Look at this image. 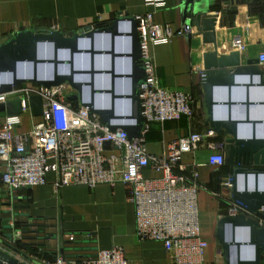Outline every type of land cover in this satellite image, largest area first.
<instances>
[{
    "label": "crops",
    "instance_id": "obj_1",
    "mask_svg": "<svg viewBox=\"0 0 264 264\" xmlns=\"http://www.w3.org/2000/svg\"><path fill=\"white\" fill-rule=\"evenodd\" d=\"M146 12H151L156 22L170 24L173 28L191 24L190 34L174 37L167 44L150 46V53L160 85L191 93L195 98L192 118L182 116L176 120L150 125L146 137L147 150L152 154H163L167 144L174 139L191 132L202 135L198 150L183 154L181 163L188 170H195L196 180L200 185L198 220L201 236L208 243L205 264H225L216 231L218 220L228 214L232 207L231 189L222 186L220 181V175L227 167H214L207 162L211 153H221L227 159L229 149L225 140L230 136L224 130L213 131L205 124L208 114L202 76L205 71L220 67L221 61L225 65L231 64L238 52L231 46V40L236 34L243 37L246 47L239 53V61L243 63L249 58L257 59L259 53L264 51V14L253 12L250 5L244 2H240L235 9H227L223 0H165V6L160 8L146 6L144 0H0V43L23 29L32 30L45 26L73 34L89 24L110 22L119 13L135 17ZM120 31L123 34L117 40L115 51L127 54L130 43L125 33L129 31V24L122 23ZM85 46L86 43L82 41L81 47ZM94 47L108 50L109 39L102 35L96 37ZM51 55L46 45L40 47L39 58H49ZM108 57L96 55L94 67L109 69ZM58 58L59 73H69L68 51L59 50ZM90 65L89 56L75 55L73 58L75 70H88ZM256 66L264 76V64L257 63ZM115 71L122 76L130 72L125 57L118 59ZM52 73V67L43 64L37 67L36 77L49 79ZM18 74L25 79L32 78L33 69L22 65ZM94 77L96 89L103 91L110 88L109 75L95 74ZM125 79L123 77L115 85L117 93L125 94ZM74 81L89 83L90 75L74 74ZM235 82L237 85L230 90L221 87L214 89L213 99L217 104L213 109V118L218 121L230 118L237 122L239 138L251 139L253 132L256 138H264L263 122L256 123L254 129L251 124L241 122L246 117L253 121L263 120L264 108L258 103L264 98L263 88L257 85L246 87L245 84L250 82L248 76H237ZM252 82L256 84L258 78L253 77ZM24 85L38 86L32 82ZM86 88L82 93L84 99L90 97L89 87ZM59 93L66 99L77 91L69 82H65L59 84ZM95 96L98 100L102 99V102H97L98 106L110 107L109 93L98 92ZM246 99L251 102L248 107L243 104ZM228 101L232 104L224 105ZM115 110L118 114L126 113L124 101H118ZM24 115L18 132H27L31 128L30 117L28 114ZM5 116L0 113V122ZM143 174L145 177L159 176L158 172L150 168H146ZM186 174L189 175L190 172ZM54 180L55 174L48 172L45 184L12 192L7 191L0 183V217H12L19 222L17 227L21 230L24 243L35 246L38 251L61 254L66 259L90 257L100 249L118 245L123 248L128 264H170L160 242L137 239L134 205L127 199L122 183L118 182L113 186L99 184L94 188L70 185L55 191ZM243 186L242 183L241 187ZM251 187L253 188V183ZM5 195L15 198L7 200ZM9 201L11 205H3ZM8 209L11 210L10 213H1ZM1 223L11 224L6 221ZM228 237L231 239V231H228ZM29 255L33 257L30 253ZM231 257L236 259V250H233ZM242 258L248 259L250 256L242 251ZM262 263L264 264V260Z\"/></svg>",
    "mask_w": 264,
    "mask_h": 264
},
{
    "label": "built area",
    "instance_id": "obj_2",
    "mask_svg": "<svg viewBox=\"0 0 264 264\" xmlns=\"http://www.w3.org/2000/svg\"><path fill=\"white\" fill-rule=\"evenodd\" d=\"M237 0L225 5L235 9ZM146 6L160 8L165 0H144ZM140 40V60L145 78L139 89L143 126L140 134L129 138L126 131H112L87 108L74 107L59 93L58 87L13 86L0 94V103L19 99L22 112L5 116L0 122V183L7 191H17L46 183V174L53 172L54 190L70 185L94 188L99 184L124 185L127 199L135 210V235L139 241L160 242L170 264H205L208 243L202 238L198 220L199 183L195 170L187 169L181 157L198 150L202 135L191 132L170 141L163 154L147 150V134L152 123H164L182 116L192 118L195 112L193 94L162 87L159 83L150 46L167 44L174 37L190 34L191 24L173 28L155 21L151 12L135 16ZM231 46L239 53L245 50L240 34L233 36ZM264 64V51L257 56ZM42 98L43 111L32 115L29 96ZM28 114L31 128L18 132L22 115ZM113 124H133V120L115 119ZM108 142L109 147L104 148ZM225 158L211 153L208 164L222 167ZM150 168L157 177H145ZM190 172L187 175V172ZM223 186L229 184L221 183ZM10 194V193H9ZM241 211L232 205L228 214ZM264 226V206L253 216ZM20 237V236H19ZM72 240L73 237H70ZM40 258V259H39ZM41 264H128L121 246L100 249L93 257L66 259L61 254L52 258L37 257Z\"/></svg>",
    "mask_w": 264,
    "mask_h": 264
},
{
    "label": "water",
    "instance_id": "obj_3",
    "mask_svg": "<svg viewBox=\"0 0 264 264\" xmlns=\"http://www.w3.org/2000/svg\"><path fill=\"white\" fill-rule=\"evenodd\" d=\"M223 1L225 5L232 3V0ZM234 1L237 2V0ZM261 2V8L264 10V0H261ZM122 23L129 24V31L125 33L130 43V50L127 54L115 51L117 40L123 34L120 31ZM100 35L109 39L110 48L108 50L95 49V39ZM82 41L86 43L85 47H81ZM43 45H46L49 52L52 53L51 57L44 59L38 57V51ZM59 50H67L69 53L70 59L67 62L69 73H59ZM75 55L89 56L90 68L88 70H75L73 67ZM96 55L109 56L110 68L105 70L95 68L94 57ZM239 56V52H236L231 64L225 65L221 61L220 67L217 69L211 68V70L205 71L202 76L204 102L208 114L205 124L209 125L213 131L220 132L224 130L230 136L225 140L229 149L227 159L224 162L227 170L220 175V181L229 184L232 205L241 211L238 215L226 214L218 220L216 238L221 246L225 264H263L264 226L253 216L261 206H264V138H256L254 132L251 139L239 138L237 122L232 121L230 118L225 121H218L212 115L214 106L217 104L213 99L214 89L221 87L230 90L231 87L237 85L235 82L237 76H248L250 82L245 86L257 85L263 88L264 95V76L256 66L257 59L249 58L241 63ZM122 57H125L126 63L130 67V72L125 76L115 71L117 61ZM43 64L53 69L52 77L49 79H38L36 77L37 67ZM22 65L32 67V78L25 79L19 76L18 69ZM77 73L81 75L89 74L90 82L74 81V74ZM95 74L109 75L110 88L103 91L96 89L94 87ZM123 77L126 78L123 81L125 94H120L115 90V85H118ZM253 77L258 78L256 84L252 82ZM144 78L145 72L140 60V40L136 19L122 13H119L110 22L89 24L79 28L73 34H66L55 28L41 26L32 30H19L12 37L0 43V94L10 92L13 86L27 82H32L44 88L58 87L61 83L69 82L77 93L68 95L66 97L67 101L73 103L76 108L79 106L87 108L107 124L112 131L117 128L123 129L127 132L129 138L137 137L142 130L143 119L140 113L139 89ZM86 87H89L90 92L88 99L82 98L83 91L87 90ZM98 92L109 93L110 107L97 105L99 100L95 94ZM120 100L124 101L127 107L126 113L118 114L115 110V104ZM29 103L32 115L34 117L41 116L43 111L42 98L39 95H31L29 96ZM258 103L264 108V98ZM231 104V101L224 102V105L230 106ZM243 104L248 107L251 102L246 99ZM21 112L19 99L0 103V113H4L6 116H17ZM115 119L133 120L134 123L113 124L111 121ZM241 122L251 124L254 129L256 123H264V118L263 120L253 121L246 117ZM108 147L109 143L106 142L104 148ZM242 183L243 188L241 187ZM252 183L253 188L251 187ZM4 197L10 200L11 196L5 195ZM14 198L11 197V199ZM3 205L9 206L11 202H5ZM10 211L9 209L3 210L1 213H10ZM2 221L11 224L3 225ZM18 224L19 222L13 220L12 217H0V264H41L37 259L40 255L28 250L24 252L16 245L18 242L27 245L23 242L21 230L17 227ZM228 231H231V239L228 237ZM239 232H242V236L238 235ZM31 247L34 251L35 246ZM233 250H236L235 260L231 257ZM242 251L249 254L250 258H242Z\"/></svg>",
    "mask_w": 264,
    "mask_h": 264
},
{
    "label": "trees",
    "instance_id": "obj_4",
    "mask_svg": "<svg viewBox=\"0 0 264 264\" xmlns=\"http://www.w3.org/2000/svg\"><path fill=\"white\" fill-rule=\"evenodd\" d=\"M261 0H252L251 3L249 4L252 11L253 12H257V13H261V14H264V10L261 8ZM20 249H23V250H28L30 252H34L40 256H43V257H46V258H52L55 254H51V253H45V252H42V251H38L36 250V248H34L32 251V247L29 246L28 244L27 245H24L22 242H18L16 244Z\"/></svg>",
    "mask_w": 264,
    "mask_h": 264
},
{
    "label": "bare ground",
    "instance_id": "obj_5",
    "mask_svg": "<svg viewBox=\"0 0 264 264\" xmlns=\"http://www.w3.org/2000/svg\"><path fill=\"white\" fill-rule=\"evenodd\" d=\"M99 101L102 102V99H100ZM238 235L242 236V232H239Z\"/></svg>",
    "mask_w": 264,
    "mask_h": 264
},
{
    "label": "rangeland",
    "instance_id": "obj_6",
    "mask_svg": "<svg viewBox=\"0 0 264 264\" xmlns=\"http://www.w3.org/2000/svg\"><path fill=\"white\" fill-rule=\"evenodd\" d=\"M22 116H24V117H25V115H22Z\"/></svg>",
    "mask_w": 264,
    "mask_h": 264
}]
</instances>
